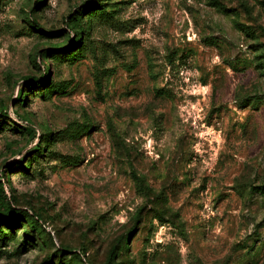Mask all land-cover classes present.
Returning a JSON list of instances; mask_svg holds the SVG:
<instances>
[{
    "label": "rangeland",
    "instance_id": "obj_1",
    "mask_svg": "<svg viewBox=\"0 0 264 264\" xmlns=\"http://www.w3.org/2000/svg\"><path fill=\"white\" fill-rule=\"evenodd\" d=\"M0 169V264H264V0H0Z\"/></svg>",
    "mask_w": 264,
    "mask_h": 264
},
{
    "label": "trees",
    "instance_id": "obj_2",
    "mask_svg": "<svg viewBox=\"0 0 264 264\" xmlns=\"http://www.w3.org/2000/svg\"><path fill=\"white\" fill-rule=\"evenodd\" d=\"M30 134L35 137L34 129L29 127ZM3 171V169H0ZM0 196L2 199L0 200V233H5V228H13L14 220H23L26 212L22 209L13 207L6 199V195L4 194L2 183L0 182ZM114 255V251H110L109 259Z\"/></svg>",
    "mask_w": 264,
    "mask_h": 264
}]
</instances>
